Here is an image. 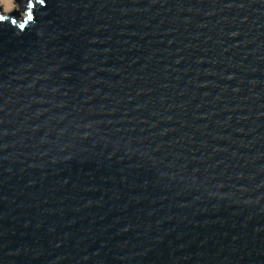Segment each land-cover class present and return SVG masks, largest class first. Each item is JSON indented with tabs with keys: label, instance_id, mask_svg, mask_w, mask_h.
Masks as SVG:
<instances>
[{
	"label": "water",
	"instance_id": "water-1",
	"mask_svg": "<svg viewBox=\"0 0 264 264\" xmlns=\"http://www.w3.org/2000/svg\"><path fill=\"white\" fill-rule=\"evenodd\" d=\"M13 2L0 264H264V0Z\"/></svg>",
	"mask_w": 264,
	"mask_h": 264
},
{
	"label": "rangeland",
	"instance_id": "rangeland-1",
	"mask_svg": "<svg viewBox=\"0 0 264 264\" xmlns=\"http://www.w3.org/2000/svg\"><path fill=\"white\" fill-rule=\"evenodd\" d=\"M0 8L5 15L11 14L15 10L19 11V9L15 7L13 0H0Z\"/></svg>",
	"mask_w": 264,
	"mask_h": 264
},
{
	"label": "snow or ice",
	"instance_id": "snow-or-ice-1",
	"mask_svg": "<svg viewBox=\"0 0 264 264\" xmlns=\"http://www.w3.org/2000/svg\"><path fill=\"white\" fill-rule=\"evenodd\" d=\"M32 6H33V5H32L31 2H30L29 5H28V8L31 9ZM32 18H33L32 15L29 13V15L27 16V19H28V20H31ZM0 19H3V17H0ZM20 27L23 28L24 25L21 24Z\"/></svg>",
	"mask_w": 264,
	"mask_h": 264
}]
</instances>
